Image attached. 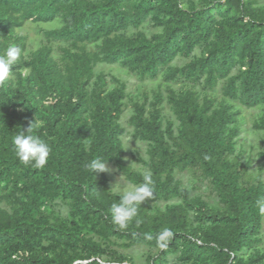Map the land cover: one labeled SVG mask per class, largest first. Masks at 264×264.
<instances>
[{
  "label": "trees",
  "instance_id": "trees-1",
  "mask_svg": "<svg viewBox=\"0 0 264 264\" xmlns=\"http://www.w3.org/2000/svg\"><path fill=\"white\" fill-rule=\"evenodd\" d=\"M185 2L0 0V55L10 46L21 49L9 80L0 83V264H130L113 239L126 248L157 250L148 264L262 259L245 254L262 242L264 216L256 201L264 200L263 172L254 175L249 163H239L241 112L231 102L264 106V6L259 0H195L198 8L186 11ZM57 19L62 26L45 30L32 50L28 35H16L28 24ZM149 20L161 29L152 37L142 29ZM181 60L187 63L179 66ZM97 64H119L144 80L166 73V82L201 91L168 88L152 103L133 104L132 137L147 145L153 197L125 229L112 223L110 208L119 195L108 188L109 178L85 167L95 158L108 160L129 183H142L125 161L127 85L107 91ZM164 104L174 119H163ZM35 121L32 134L51 149L40 169L22 164L12 144ZM252 129L264 131V114ZM257 157L264 165V150ZM179 171H200L218 205L193 196L176 180ZM173 200L180 202L176 208L155 209ZM164 229L174 237L162 248L157 237Z\"/></svg>",
  "mask_w": 264,
  "mask_h": 264
},
{
  "label": "rangeland",
  "instance_id": "rangeland-1",
  "mask_svg": "<svg viewBox=\"0 0 264 264\" xmlns=\"http://www.w3.org/2000/svg\"><path fill=\"white\" fill-rule=\"evenodd\" d=\"M195 0H187L184 4H182L183 9L186 11H193L198 8L196 6ZM261 6H264V0H259ZM62 26V20L57 19L52 23L43 24V25H33L28 24L22 30H18L16 35H28V42H29V49H34L35 46H38L45 38V30H53L60 28ZM143 31L152 37L153 35L160 33L161 29L156 25L155 20L148 21L146 24L142 26ZM131 33L127 34L128 37H131ZM32 46V47H31ZM34 47V48H33ZM61 54V52H59ZM180 65L182 66L187 63L185 60L179 61ZM95 72L97 74H103L106 77L108 85L105 87L107 91H111L114 88L118 87V84H126L127 85V99L124 101L127 104V109L125 113L122 115L121 125L126 130V135L122 137L123 142L125 144L126 150V164L132 166L134 171L140 172L143 169H147V164L149 163V158L147 156V145L145 143L140 144V148H137L136 141L133 140V128L130 125V118L134 113L133 104L139 103L143 104L144 102L152 103L154 99V94L162 92L166 94L168 88H172L179 92H185L189 89H194L200 91L194 85L187 84V83H171L166 82L165 74L162 73L161 77L156 80H144L138 74L131 73L127 68L120 66L119 64L116 65H107V64H97L95 67ZM182 80V79H181ZM201 92V91H200ZM215 93V94H214ZM205 94H212L216 98L220 99L219 92H212L209 91ZM235 105V109L240 111V118H239V128L242 132L241 136L238 138V146L236 150V156H239V163L242 166L246 164H250V172L257 175L258 171L263 172V180H264V165L259 161L257 155L260 151L264 150V131H256L252 129V126L255 122L259 120L261 116L264 114V106H261L256 109H245L244 107L240 106L238 103L231 102ZM161 108L164 107L163 112V119L169 120L174 119V115L172 113L171 107L169 105L164 104L160 106ZM130 141V144H129ZM128 148V149H127ZM137 148V149H136ZM135 149V151H134ZM109 171L104 172L107 177L109 178L108 188L111 192L116 193L113 186L120 182V184H131L129 183L122 174H120L113 164H107ZM148 170V169H147ZM249 172V173H250ZM200 171H185V172H177L175 174V178L177 181H180L185 189L191 191L193 196L195 195H203L212 206L218 205V198L216 194H214L211 190V187L207 181H202ZM133 185V184H132ZM148 200L143 202L142 204H147ZM180 202L178 200H173L167 203H157L155 205V209H159L161 211H165L168 209L176 208ZM154 207L150 208V212H155ZM67 214V210H61L62 217H65ZM259 238L262 242L249 249L245 254L246 258L251 257L255 258L256 254L264 255V229L262 230ZM117 247H119V252L128 256L130 260V264H148V259L150 255H157V250H150L147 247H132L126 248L121 244L124 241L113 239ZM168 258H172L170 255ZM165 258V259H168ZM174 258V257H173ZM179 260L178 258H175ZM170 262V260H169ZM179 264V263H178ZM181 264H185L184 262ZM257 264H264V256L262 259L258 261Z\"/></svg>",
  "mask_w": 264,
  "mask_h": 264
},
{
  "label": "clouds",
  "instance_id": "clouds-1",
  "mask_svg": "<svg viewBox=\"0 0 264 264\" xmlns=\"http://www.w3.org/2000/svg\"><path fill=\"white\" fill-rule=\"evenodd\" d=\"M20 57L21 49L16 46L8 47L4 55H0V83L9 80L10 71L19 61ZM36 123L37 121L31 123L27 130L16 134L12 138V144L15 155L22 164L40 169L46 165L51 149L50 145L42 137L32 134L33 126ZM136 144L137 148L141 147L138 141H136ZM107 161L95 158L86 163L85 167L97 176L99 173L109 171ZM140 175L142 177V183L138 185L120 184L118 182L113 186L119 195V202L111 205L110 213L113 225L119 229H125L129 222L137 216L138 207L153 197L151 171L143 169L140 171ZM256 206L259 214L264 216V200L257 199ZM173 237L174 234L170 229H164L158 235L157 243L162 248L166 247L167 243Z\"/></svg>",
  "mask_w": 264,
  "mask_h": 264
}]
</instances>
